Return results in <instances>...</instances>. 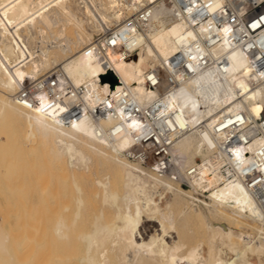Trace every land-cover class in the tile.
<instances>
[{"label": "bare ground", "instance_id": "1", "mask_svg": "<svg viewBox=\"0 0 264 264\" xmlns=\"http://www.w3.org/2000/svg\"><path fill=\"white\" fill-rule=\"evenodd\" d=\"M163 1L0 0V154L9 163L17 151L22 156L23 146L20 151L16 149L19 135L27 136V142L36 136L37 144L44 141L49 145L46 151L47 145L40 142L39 149L44 147L48 155L50 151V159L57 160L65 173L61 191L56 187L50 192V184L47 189V183L37 184L42 188H37V195L34 188L35 198L29 196L31 188L26 181L28 191L21 179L15 182L20 188L16 190L19 199L22 193L20 212L24 217L30 216L28 211L33 215L31 233L24 228L22 233L19 229L21 234H15L23 249L34 243V264H257L256 260L264 257V219L242 184L217 185L208 190V199L197 201L176 182L150 173L124 156V150L142 133L138 119L115 115L93 120L82 116L65 124L60 117L66 109L64 101L42 110L16 99L23 81L55 69L60 79L85 86V98L100 100L106 92L126 88L137 106L148 105L157 92L145 87L144 70L161 66L183 39L193 34L186 23L169 21ZM147 4H154L152 20L129 44L128 58L122 59L115 50L87 48L106 27ZM83 16L92 21L90 29L82 26ZM71 26L77 27L74 34L70 33ZM215 51H226L228 61L222 69L211 68V78L204 73L169 91L164 101L174 115L170 125L188 124L191 129L174 133L177 136L170 147L173 157L184 164L193 163L197 155L203 158L213 143L206 130L192 129L198 121L211 119L212 124L221 114L238 110L253 120L264 112V85L251 72L247 56L237 48L228 49L224 41ZM108 71L119 79L113 88L100 79ZM156 122L159 127L165 123L162 118ZM93 167H101L104 174L86 177ZM199 171L204 173V167L199 166ZM48 193L52 206L45 199ZM51 207L54 216L47 237L41 229L44 213ZM18 217L20 222L25 221ZM2 230L0 252L6 250L5 242L11 244V233ZM47 243L52 250L46 251ZM12 251L9 255L15 256V249ZM7 255L5 259L13 264V257Z\"/></svg>", "mask_w": 264, "mask_h": 264}, {"label": "built area", "instance_id": "2", "mask_svg": "<svg viewBox=\"0 0 264 264\" xmlns=\"http://www.w3.org/2000/svg\"><path fill=\"white\" fill-rule=\"evenodd\" d=\"M163 2L169 21L186 23L193 34L183 39L161 66L144 70L145 87L157 92L148 105L137 106L126 88L106 92L100 100L93 101L94 96L85 98V86H73L68 78L60 79L55 69L23 81L15 94L16 99L25 106L42 110L64 101L66 109L60 117L65 124L82 116H90L93 120L115 115L138 119L142 133L124 150L128 160L176 182L197 201L208 199V190L217 185L240 183L256 201L260 217L264 219V112L253 120L238 110L221 114L212 124L211 119L210 122L198 121L192 129L206 130L213 143L203 158L184 164L180 158L173 157L170 147L177 136L174 137V133L179 135L191 129L188 124L184 127L170 125L174 115L165 108L164 102L169 91L204 73L211 78V68H223L228 61L226 51H215L223 41L228 49L237 48L247 56L251 72L257 82L264 85V0ZM153 6L144 5L106 27L87 48L103 52L115 50L122 59L128 58L131 54L129 44L151 22ZM159 118L165 121L160 127L156 122ZM199 166L204 167V173H200ZM194 179L198 184L192 183Z\"/></svg>", "mask_w": 264, "mask_h": 264}, {"label": "rangeland", "instance_id": "3", "mask_svg": "<svg viewBox=\"0 0 264 264\" xmlns=\"http://www.w3.org/2000/svg\"><path fill=\"white\" fill-rule=\"evenodd\" d=\"M108 13L110 12V10L109 11H107ZM123 17H125V16H123ZM122 17V18H123ZM122 18H120V19H118V21H120ZM82 19H83V22L84 23H82V26L85 28V29H90V26H92L91 24H92V21H90V18L88 19V17L87 16H83L82 17ZM117 21V22H118ZM88 27V28H87ZM73 29V30H72ZM70 30L72 31H70V33L72 34H74L75 33V31L77 30V27L76 26H71V28H70ZM28 136H30V135H28ZM19 137L20 138H18V140H17V148L16 149H19V151H20V147L21 146H23V149H21V154H22V156H18V155H20V152H18L16 149H14V151L13 152H15V151H17V153H16V155L15 154H13V155H15L14 157H12V156H10V157H12V160H9V163L5 160V155H4V159H3V154L1 153L0 154V227H1V230L2 229H4V233L6 234V232H10L11 234H10V236H11V238H9V236H8V238L10 239V245L8 244L9 242L7 241V242H5V249L7 250V253H8V255L6 254V250H4V251H1L0 252V264H9V263H11L10 262V260H7V259H5V257H6V255H7V257L8 256H10L11 254H13V251H12V249L14 250L15 249V256L13 255V256H10L11 258L13 257V259H11L10 257H9V259H11V260H13L12 262H14V263H16V264H34L35 263V257L33 258V256H34V254H35V248H34V243H29L30 244V246L31 247H29L28 245L23 249L22 247H21V243H20V240H18V238H19V233L20 232H18L19 231V229L21 230V233L23 232L22 230L25 228L26 229V231H27V233H31V230H32V225H31V223L29 224V222L31 221V219H33V218H30V216L32 217L33 215H32V212H26L27 213V215H28V213H30V216L29 217H24L23 215V213H21L22 211L20 210V208H19V204H20V199H21V194L22 193H19L20 194V199L18 198L19 197V195H18V192H17V194H16V190H19L20 188H18V184L16 185V183H18V182H20L19 180L21 179L22 180V184L24 185L25 183V185L26 186H28V188L30 189L31 188V190L28 192L30 195L29 196H34V197H32V198H35L36 197V195H37V193L39 194V192H38V189L37 188H39L38 187V185H41L42 186V184L43 183H47L46 185H45V189H47V186H49V184H50V186L51 187H49V191L51 190V189H53V188H58L59 189V191H61L62 190V182H63V180H64V170H62L61 168H60V166H58L59 164H58V162H57V160H53V161H55V162H53L50 158L52 157H49V155H51V152L49 151V155H48V153L46 152L47 150H48V147H49V145H47V144H45L44 143V141H43V143H42V141H40V140H38V141H40L38 144L39 145H41L42 144V146H46L47 145V149H46V151L45 150H42V149H44V147L42 148L41 146V148L42 149H39V146H38V144H37V141H36V139H38L36 136V138L35 137H29L30 139L31 138H33V140L34 141H32V140H29V138H28V142H31V146L30 145H28V144H30V143H28L27 141H24V139H26L27 138V136H26V138L25 137H21L20 135H19ZM20 139V140H19ZM25 143H24V142ZM20 142V143H19ZM33 142H36V144L34 143V145H33V147H34V149H36L35 147H37V150L39 151L40 150V153L37 151V150H35V151H33V147H32V143ZM27 143V144H26ZM19 144V145H18ZM26 144V145H25ZM45 144V145H44ZM29 146L28 147V149L29 150H26V146ZM25 146V147H24ZM12 147H14L15 148V145L14 146H12ZM41 151H43V153H41ZM45 151V152H44ZM24 152H25V154H24ZM27 152V153H26ZM47 155V157H46V155ZM24 155V156H23ZM38 155V156H37ZM39 155H41L43 158L45 157L46 159H43V158H40L41 156H39ZM43 155H45V156H43ZM29 156H31V157H29ZM36 156V157H35ZM1 157H2V159H1ZM16 157H18V161H17V159H16ZM19 157H20V159H19ZM35 157V158H34ZM200 156H195L194 157V160H197L198 158H199ZM7 158V157H6ZM9 159V158H8ZM14 159H15V161L16 162H14ZM23 159V160H22ZM32 159V160H31ZM41 159H43L42 161H43V163H41L42 161H41ZM21 160V161H20ZM46 160V161H45ZM5 161V162H4ZM31 161V162H30ZM27 164H26V163ZM35 162V163H34ZM39 162V164H37ZM55 163H57V164H55ZM96 168H97V170H96ZM9 170H10V172H9ZM91 171H92V173L90 172V173H87V175H85L86 177H88V176H91V177H94L95 175H103L104 174V171L102 170V168L101 167H93V169H91ZM96 171V172H95ZM17 175V177H16V175ZM13 174V175H12ZM6 175H8V176H6ZM13 176V177H12ZM8 177H10V179H11V183L13 182V183H15V184H11V186L10 185H8L9 183H7L8 182ZM91 177H89V178H91ZM13 178V179H12ZM17 178V179H16ZM9 179V180H10ZM25 183H24V182ZM10 182V181H9ZM38 184V185H37ZM8 185V186H7ZM12 185L14 186H16V187H12ZM24 185V186H25ZM43 185V186H44ZM25 186V188L27 189V191H28V188ZM40 186V188H39V190L42 188ZM7 187L9 188L7 191H6V189H7ZM24 188V187H23ZM34 188L37 190V191H35L36 192V195H35V193H33L34 192ZM44 188V187H43ZM89 188V187H88ZM14 189V190H13ZM13 190V193H11V191ZM47 192V191H46ZM51 192V191H50ZM11 193V194H10ZM156 194V193H155ZM154 194V197L156 198V197H158V195L156 194L155 195ZM52 195H50L49 193H48V195L45 197V199H47V201H48V203H49V201H50V203L49 204H51V202H52V197H51ZM38 197V196H37ZM6 198H8V199H6ZM188 198V197H187ZM17 199V200H16ZM37 199V198H36ZM52 199V200H51ZM157 199V198H156ZM8 200V201H7ZM14 200V201H13ZM15 201H17V202H15ZM9 202V203H8ZM7 203V204H6ZM93 203L94 204H97V201L96 200H94L93 201ZM7 205V206H6ZM12 206V207H11ZM51 206H52V204H51ZM60 206V205H59ZM16 207H17V209H16ZM54 207V206H53ZM53 207H51L49 210H47V211H45L46 213H44V221H45V225H44V227L41 229L42 231H43V233L45 234V236H49L50 234H51V231H52V229H51V223H52V221H53V216H54V212H53ZM4 210H6V211H4ZM56 210V209H55ZM204 210V209H203ZM14 211H16V212H14ZM18 211V212H17ZM21 211V212H20ZM1 212H3V213H1ZM206 212V211H205ZM22 215H21V214ZM4 214V216H2ZM20 214V215H19ZM208 214V213H207ZM5 215H6V221H4V217H5ZM18 216H20L21 217V219L22 220H25V221H23V223L22 222H20L19 221V217ZM210 217V216H209ZM212 218V217H211ZM17 219V220H16ZM20 219V220H21ZM27 219V220H26ZM1 220H3V221H1ZM16 221H17V223H16ZM7 222H9V223H7ZM25 222H26V224H25ZM2 223V224H1ZM21 223V224H20ZM9 224V225H8ZM18 224V225H17ZM23 224H24V226H23ZM27 228H29V229H27ZM17 229V230H16ZM0 230V231H1ZM8 230V231H7ZM3 231V230H2ZM18 233V234H15V233ZM14 233V234H13ZM20 233V234H21ZM15 239V240H14ZM17 240V241H16ZM12 241H13V243H12ZM47 241V240H46ZM51 242H52V240H50ZM46 243V242H45ZM50 243V242H49ZM16 244H18L17 246H19V247H17V246H15ZM33 244V245H32ZM48 244V243H47ZM49 245H51V244H48V246L46 247V251H47V249H50V250H52V248H50L49 247ZM32 246H33V249H32ZM9 249V250H8ZM50 250H49V253H50ZM4 254H3V253ZM10 252V253H9ZM25 252V254H23ZM34 253V254H32V253ZM19 254V256H18V254ZM47 253V252H46ZM6 254V255H5ZM10 254V255H9ZM20 254H21V256H20ZM27 254H28V256L30 257H27L26 259H24V257H26L27 256ZM3 255H5V256H3ZM31 255V256H30ZM33 255V256H32ZM24 256V257H23ZM18 257V258H17ZM4 258V259H3ZM17 258V259H16ZM16 262H15V261ZM18 260V261H17ZM29 260H30V262L31 263H26L27 261L29 262ZM13 263V264H14ZM256 263L257 264H264V257L263 256H261V261H258V260H256Z\"/></svg>", "mask_w": 264, "mask_h": 264}, {"label": "water", "instance_id": "4", "mask_svg": "<svg viewBox=\"0 0 264 264\" xmlns=\"http://www.w3.org/2000/svg\"><path fill=\"white\" fill-rule=\"evenodd\" d=\"M136 55H132V58H135ZM100 79L102 82H108L110 84V87L113 88L116 83H118V79L115 76V74L111 71H108L104 74L100 75Z\"/></svg>", "mask_w": 264, "mask_h": 264}]
</instances>
